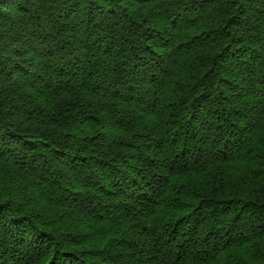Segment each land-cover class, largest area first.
I'll list each match as a JSON object with an SVG mask.
<instances>
[{"label":"trees","instance_id":"obj_1","mask_svg":"<svg viewBox=\"0 0 264 264\" xmlns=\"http://www.w3.org/2000/svg\"><path fill=\"white\" fill-rule=\"evenodd\" d=\"M0 264H264V0H0Z\"/></svg>","mask_w":264,"mask_h":264}]
</instances>
